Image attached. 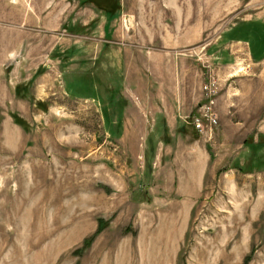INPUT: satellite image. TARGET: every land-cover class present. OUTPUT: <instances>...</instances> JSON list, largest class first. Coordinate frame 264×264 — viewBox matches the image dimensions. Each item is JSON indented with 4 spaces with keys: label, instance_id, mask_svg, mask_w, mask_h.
<instances>
[{
    "label": "rangeland",
    "instance_id": "rangeland-1",
    "mask_svg": "<svg viewBox=\"0 0 264 264\" xmlns=\"http://www.w3.org/2000/svg\"><path fill=\"white\" fill-rule=\"evenodd\" d=\"M258 23L264 0H0V264H264Z\"/></svg>",
    "mask_w": 264,
    "mask_h": 264
},
{
    "label": "crops",
    "instance_id": "crops-1",
    "mask_svg": "<svg viewBox=\"0 0 264 264\" xmlns=\"http://www.w3.org/2000/svg\"><path fill=\"white\" fill-rule=\"evenodd\" d=\"M253 23V22H252ZM255 25H257L256 23H254V24H252V25H248V23H243V24H241L238 28H237V30H239V28L240 29H243L244 31L245 30H247V31H253L254 30V28H255ZM264 27V24H261V23H258V27ZM239 32V31H238ZM238 32L236 31L235 32V36L233 35V36H231L232 38H235V39H237V38H241L242 36H238ZM249 35H251V34H247L246 36H247V38H243L242 37V39L243 40H238V41H236L235 43H238V44H240V46L244 49V50H246V46H251V39L249 38L250 36ZM246 39H248L249 40V42H247V41H245ZM233 41V40H232ZM248 44V45H247ZM249 50V51H248ZM247 51H248V53H246L245 52V54H247V56H249V58H250V62L252 63V61H262L263 59H264V52H263V54L261 55V56H255L254 55V53L252 52V48H249V49H247ZM198 182V181H197ZM193 185V184H192Z\"/></svg>",
    "mask_w": 264,
    "mask_h": 264
},
{
    "label": "built area",
    "instance_id": "built-area-1",
    "mask_svg": "<svg viewBox=\"0 0 264 264\" xmlns=\"http://www.w3.org/2000/svg\"><path fill=\"white\" fill-rule=\"evenodd\" d=\"M198 108L200 114L192 119L196 128L202 130V128L204 129L206 126L211 127L212 124L216 123V118L214 114L211 113L210 104H200Z\"/></svg>",
    "mask_w": 264,
    "mask_h": 264
},
{
    "label": "trees",
    "instance_id": "trees-1",
    "mask_svg": "<svg viewBox=\"0 0 264 264\" xmlns=\"http://www.w3.org/2000/svg\"><path fill=\"white\" fill-rule=\"evenodd\" d=\"M246 142V141H245ZM261 146L262 145H260V144H255V145H251V146H249V148H250V153H251V155H250V157L251 158H254V159H257V161H259L260 159H262L258 154H257V151L261 148ZM258 155V156H257ZM237 167H239V169L241 170V171H243V172H250V170H251V168L249 167V165H248V162L246 163V165H243V166H240L239 164L238 165H236ZM259 167H263L264 168V164L263 165H260ZM150 170H151V166H150V164H148V162H147V172H150ZM103 227H104V223H103V221L101 220L100 222H99V225H98V228H97V232H99L100 230H102L103 229Z\"/></svg>",
    "mask_w": 264,
    "mask_h": 264
}]
</instances>
